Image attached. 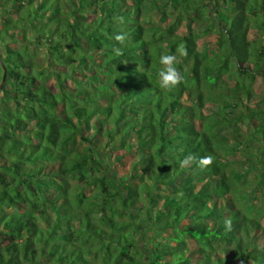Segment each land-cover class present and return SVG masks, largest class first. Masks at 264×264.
I'll return each instance as SVG.
<instances>
[{"label":"trees","instance_id":"trees-1","mask_svg":"<svg viewBox=\"0 0 264 264\" xmlns=\"http://www.w3.org/2000/svg\"><path fill=\"white\" fill-rule=\"evenodd\" d=\"M0 55V264H264V0H0Z\"/></svg>","mask_w":264,"mask_h":264},{"label":"rangeland","instance_id":"rangeland-1","mask_svg":"<svg viewBox=\"0 0 264 264\" xmlns=\"http://www.w3.org/2000/svg\"><path fill=\"white\" fill-rule=\"evenodd\" d=\"M150 18L158 23L159 19L156 14L150 16ZM263 77H259L254 84V98L251 101L257 100L264 92V80ZM244 103L247 100L243 99ZM250 106L252 103L249 104ZM256 106V105H255ZM254 106V107H255ZM258 123L257 120L250 119L245 115H241L239 111L232 112L231 121L218 120L214 128L221 136L226 137L227 142L238 144V149H235L228 158L231 162L228 165L226 171L232 169L237 171L248 170L246 160V152L257 151L262 145L261 140L258 139L260 134L253 130L254 126ZM220 153L223 152V148H220ZM257 169L248 170L245 172L243 179L240 181V188L244 190L245 199H241V208H249L252 213H259L260 216L264 217V174H260V169L257 163Z\"/></svg>","mask_w":264,"mask_h":264},{"label":"clouds","instance_id":"clouds-1","mask_svg":"<svg viewBox=\"0 0 264 264\" xmlns=\"http://www.w3.org/2000/svg\"><path fill=\"white\" fill-rule=\"evenodd\" d=\"M117 40H122L123 37L118 35ZM181 55H183L182 47L178 46L177 49ZM177 56L176 54H160L159 64L161 65L160 70L157 73L159 80V87L164 90H171L174 88L182 79L179 71L176 68ZM191 157L186 158L184 162L190 160ZM206 162V161H205Z\"/></svg>","mask_w":264,"mask_h":264},{"label":"water","instance_id":"water-1","mask_svg":"<svg viewBox=\"0 0 264 264\" xmlns=\"http://www.w3.org/2000/svg\"><path fill=\"white\" fill-rule=\"evenodd\" d=\"M0 63H1V65H3L2 60H1V55H0ZM5 72H6V70L3 67V74H2V79H1V82H0V88L3 86V84L5 82Z\"/></svg>","mask_w":264,"mask_h":264}]
</instances>
